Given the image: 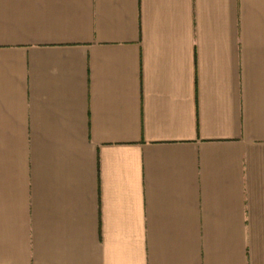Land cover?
<instances>
[{"label": "crops", "instance_id": "obj_1", "mask_svg": "<svg viewBox=\"0 0 264 264\" xmlns=\"http://www.w3.org/2000/svg\"><path fill=\"white\" fill-rule=\"evenodd\" d=\"M0 264H264V0H0Z\"/></svg>", "mask_w": 264, "mask_h": 264}]
</instances>
